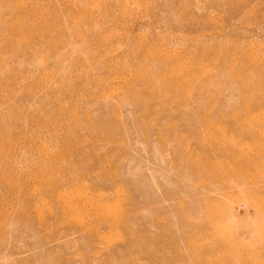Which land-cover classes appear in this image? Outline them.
Masks as SVG:
<instances>
[{
    "label": "rangeland",
    "instance_id": "obj_1",
    "mask_svg": "<svg viewBox=\"0 0 264 264\" xmlns=\"http://www.w3.org/2000/svg\"><path fill=\"white\" fill-rule=\"evenodd\" d=\"M0 264H264V0H0Z\"/></svg>",
    "mask_w": 264,
    "mask_h": 264
},
{
    "label": "bare ground",
    "instance_id": "obj_2",
    "mask_svg": "<svg viewBox=\"0 0 264 264\" xmlns=\"http://www.w3.org/2000/svg\"><path fill=\"white\" fill-rule=\"evenodd\" d=\"M90 202V201H89ZM90 205V204H89ZM103 208V207H102ZM105 208V207H104Z\"/></svg>",
    "mask_w": 264,
    "mask_h": 264
}]
</instances>
